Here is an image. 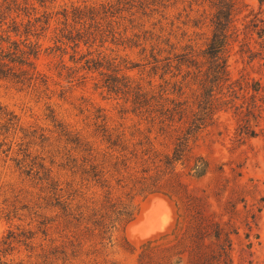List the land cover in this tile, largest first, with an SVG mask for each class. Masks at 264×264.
Returning <instances> with one entry per match:
<instances>
[{
	"label": "rangeland",
	"instance_id": "374dc122",
	"mask_svg": "<svg viewBox=\"0 0 264 264\" xmlns=\"http://www.w3.org/2000/svg\"><path fill=\"white\" fill-rule=\"evenodd\" d=\"M17 1L34 7L37 15L50 16L41 39L44 48L54 45L63 27V11L68 13L67 23L73 24L72 9L91 10L95 21L108 26L116 39L111 42L108 37L102 46L98 41L90 48L80 45L75 60L87 51L91 57L99 54L119 69V78L126 77L148 97L163 94L184 102L187 116L195 111L201 76L194 74L207 67L202 51L212 35L211 0ZM234 2L236 31L226 46L229 82L214 88V95L221 98L234 82L235 89L242 86L235 100L241 104L248 102L255 82L264 94V35L259 36L264 0ZM187 51L195 61L189 70L182 66L177 74L170 68L163 75L150 70L151 55L174 60ZM65 52L40 55L36 64L45 85L26 87L0 78V264H190L185 252L177 254L181 247H175L184 230L176 227L177 197L137 194L141 170L160 165L187 116L157 133L156 123L130 111L129 97L107 92L100 70L80 69V62L70 60L72 50ZM61 64L76 70L70 78ZM131 64L136 66L127 69ZM173 88L178 92H170ZM215 119L190 143L189 162L178 165L175 174L187 194L207 201L215 219L236 228L231 234L233 264H264V201H259L264 198V120L257 136L240 143V119L233 109H220ZM102 128L118 138L117 145L106 143ZM196 157L208 163L200 178L188 169ZM89 165L101 172V184L86 175ZM155 199L165 205L161 221L156 229L140 234L136 227ZM111 203L133 205L132 218L112 223ZM104 224H113L109 239L102 233Z\"/></svg>",
	"mask_w": 264,
	"mask_h": 264
},
{
	"label": "trees",
	"instance_id": "16d2710c",
	"mask_svg": "<svg viewBox=\"0 0 264 264\" xmlns=\"http://www.w3.org/2000/svg\"><path fill=\"white\" fill-rule=\"evenodd\" d=\"M38 2L42 3L43 0H38ZM22 3L17 0H2L0 2V78L26 87L36 84L45 85L46 78L39 72L36 64L40 55L59 52V56H62L66 53L65 50L70 48L73 52L70 60L80 62V69L100 70L99 74L103 76V87L107 92L120 93L129 97L130 111L151 125L156 123L158 125L157 133L163 134L174 123L182 122L183 118L187 116L186 108L183 107L184 102H180L176 98L163 97V94L158 97L154 95L148 97L140 87L131 86L126 77L119 78L117 76L119 69L113 67L110 60L100 57L99 54L91 57V52L87 51L84 54H79L80 56L75 60L74 56L79 53L77 49L80 45L90 48L96 41L102 46L108 37H111V42L116 39L108 26L103 27L102 24L95 21L91 10L72 9L69 16L73 24L67 23L68 13L63 11V27L58 31L54 45L44 48L41 39L49 28L50 16L45 12L37 15L34 7H29L26 2ZM234 5V0H211L213 13L209 22L212 27V35L206 48L202 51L207 67L204 71L198 69L195 72L197 74H194L196 77L201 76V92L196 98L195 111H191L190 116H187L185 122L183 121L186 123L185 128L176 135L171 152L159 159L160 165L153 169L144 167L141 170L144 176L137 191V194L143 197L155 192H161L170 198L177 197L176 227L181 229L183 226L184 230L175 247L178 245L181 247L177 254L181 255L185 252L190 264H233L230 256L231 234L236 232V228L229 224H222L215 219L213 213L210 212L209 204L203 197L193 196L184 191L183 185L175 174L178 165L186 166V162H189L190 143L200 131L216 121L215 115L220 109H233V113L239 117L236 141L240 143L257 136L260 121L264 120V94H261L260 83H254L251 88L252 94L247 103L237 104L235 102L240 97L239 92L242 90V86L235 89L234 82L228 83L221 98L214 95V88L218 89L229 82L226 46L228 39L236 31ZM231 28L233 32H230ZM262 35H264V29H261L259 33V36ZM151 49L153 50V48ZM157 54L151 55L150 70L154 73L161 70L163 75L173 68L178 71V74L182 66L188 70L195 66L190 51L175 55L174 60L170 57L158 59ZM173 61H175L174 64ZM135 66V64H131L126 68ZM61 69L67 71L66 77L68 78L76 71L64 64H61ZM189 74V71L185 72L183 79ZM170 92L174 93L178 90L173 88V91ZM12 119L8 118L7 123H11ZM101 131L108 145H117V137L114 138L111 134L106 133L104 128ZM148 132H150V128ZM188 169L192 177L200 178L207 173L208 163L202 157H196ZM152 170L154 173H151ZM85 173L91 180L101 184V172L95 165H89ZM165 177L169 178H166L162 183L161 181ZM241 201L243 200L241 199ZM259 201L263 202L264 198L261 197ZM230 206L231 209H234L235 203ZM109 207L112 208L114 215L112 223L117 220L129 221L132 218L134 206L131 204L115 205L111 203ZM261 208V206L258 207L257 211H261ZM250 218L251 222H254L256 214L252 213ZM246 226L248 229L251 228L249 221L246 222ZM111 227L113 224L103 225L102 233L105 238ZM106 239H109L108 235ZM148 248L149 243L145 249ZM179 262L180 258L175 261V263Z\"/></svg>",
	"mask_w": 264,
	"mask_h": 264
},
{
	"label": "water",
	"instance_id": "95a60500",
	"mask_svg": "<svg viewBox=\"0 0 264 264\" xmlns=\"http://www.w3.org/2000/svg\"><path fill=\"white\" fill-rule=\"evenodd\" d=\"M156 200H158V199H155L154 201H153V203H152V206L151 207H153L154 206V204L156 203ZM150 210H151V208L149 209V211L146 213V215H145V218H144V220L142 221V223H140V225H138L137 227H136V230L140 233V234H147L150 230L152 231V230H154V229H156L157 228V225H158V223H156V222H151V224L152 225H150L149 226V224H147V223H149V221L151 220L152 221V219L150 218ZM149 226L148 228L149 229H147V227L146 226ZM149 230V231H148Z\"/></svg>",
	"mask_w": 264,
	"mask_h": 264
},
{
	"label": "bare ground",
	"instance_id": "6f19581e",
	"mask_svg": "<svg viewBox=\"0 0 264 264\" xmlns=\"http://www.w3.org/2000/svg\"><path fill=\"white\" fill-rule=\"evenodd\" d=\"M163 206H165V205L163 204V202L161 200H156V203L154 204L153 207H151V210H150V213H149L150 214V218L152 219V221L150 220L149 222L158 223L159 221H161L160 210H161V208Z\"/></svg>",
	"mask_w": 264,
	"mask_h": 264
}]
</instances>
